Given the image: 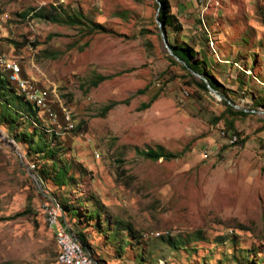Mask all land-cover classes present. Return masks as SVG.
Returning a JSON list of instances; mask_svg holds the SVG:
<instances>
[{
    "label": "rangeland",
    "instance_id": "1",
    "mask_svg": "<svg viewBox=\"0 0 264 264\" xmlns=\"http://www.w3.org/2000/svg\"><path fill=\"white\" fill-rule=\"evenodd\" d=\"M169 3L179 28L167 30L168 41L204 53L245 116L228 113L170 56L156 0H0V60L17 61L53 108L38 125L19 119L12 132L0 124V264H56L42 194L74 209L64 220L86 235L92 264H264V109L254 104L264 103V0ZM50 6L115 34L33 17ZM97 75L109 78L93 87ZM22 132L42 137L58 165L70 166L67 185H53L51 160L13 138ZM157 146L183 155L151 161L136 152ZM197 231L202 240H191ZM162 237H180L184 247Z\"/></svg>",
    "mask_w": 264,
    "mask_h": 264
},
{
    "label": "trees",
    "instance_id": "2",
    "mask_svg": "<svg viewBox=\"0 0 264 264\" xmlns=\"http://www.w3.org/2000/svg\"><path fill=\"white\" fill-rule=\"evenodd\" d=\"M33 17L42 21L57 24H68L72 26L79 25L81 26V30H85V32H87L88 34H115L112 31H108L107 29H105L101 24L95 23L85 18L81 13H74L67 17H63L62 14L58 11V9L53 6H50L49 8L44 7L37 11L34 10ZM155 19L158 22V25L160 26L164 38L168 42L169 48L171 49L172 53L177 56L179 60L183 63L184 69L187 70L190 74L191 72H194L200 76L201 81L196 83L197 86L204 91H208V89L206 88V83H208L209 86L223 98L222 104L225 106L228 113H231L232 116H245L247 114L246 112L233 110V102L229 99L228 95L224 94L220 90V86L217 80L213 77L210 69L207 66L206 56L204 53L200 55L198 51H196L193 47L189 46L188 43L184 40L180 42L177 40L173 42L168 41L167 30L172 29L176 31L179 28L175 24V20L171 15V7L169 0H156ZM14 45L16 47H20V45H18L17 43H14ZM172 62L175 63L173 59ZM108 78V76L97 75L91 84L93 87H96L99 83ZM204 80L206 81V83L204 82ZM151 102L152 100L148 103H143L140 107V110L147 109L150 106ZM116 104H118V102H111L110 104L104 106L101 109V116H105L106 113L111 110ZM254 104L257 107H262L264 109V103H262L261 100L260 102L255 100ZM41 116L42 115L40 114V109L37 107V105L26 100V98L18 92L11 79L10 73L0 69V124L6 125V127L13 132L15 128V123L19 119H25L29 123L38 125L40 123L39 117ZM33 136V132H22L19 134H14L13 138L19 142L26 143L30 151H33L37 154H41L42 158L51 160L53 174L51 175L50 180L53 185L57 187L67 185L69 183V179L71 178L69 175L70 166L66 163L58 165L57 160L54 159L55 151L45 145L46 142L44 143L42 137H40L39 140L35 142ZM46 147L47 149H45ZM136 152L145 159L151 161H158L159 159L169 161L177 159L183 155L182 151L178 153H173L164 150V148L161 146H157L155 149H136ZM42 173H44V170L41 171V174ZM41 174L38 173L37 175V181L39 182L43 181ZM45 174L48 175L49 173L46 171ZM58 204L61 207V216L63 220L65 212H69L71 215L75 214L74 209L67 205V203L59 202ZM98 209H100L99 206H97V210ZM96 213L97 212H95V216H97ZM125 229L130 233V227L126 226ZM74 236L80 243L82 249L91 253L90 245L88 243L86 235L83 232L79 231L74 233ZM189 236L190 239L194 241L202 240L203 238L200 231H197L194 234H190ZM162 238V242L174 250L184 247V244L180 240V237ZM97 264L104 263L99 262ZM254 264H259V262L257 263L255 261Z\"/></svg>",
    "mask_w": 264,
    "mask_h": 264
},
{
    "label": "built area",
    "instance_id": "3",
    "mask_svg": "<svg viewBox=\"0 0 264 264\" xmlns=\"http://www.w3.org/2000/svg\"><path fill=\"white\" fill-rule=\"evenodd\" d=\"M0 65L7 70L10 75H15L18 81H21L24 86L27 88L28 93L36 98V103L40 105V113L44 116L51 117L53 108L51 104H48L44 98L39 94V90L32 88L31 85L21 76V67L17 61L10 60L4 54H1ZM65 127L69 129L67 123ZM60 127V126H59ZM232 141H236V137L232 136ZM29 171L32 170V165L28 168ZM33 179L37 183L34 175ZM38 185V183H37ZM38 189L41 191L40 185ZM43 193V192H42ZM43 197V211L47 215L49 220V225H52L56 231L64 232V239H60V261L58 264H81L80 262V251L82 249H73L70 245V237H75L74 234L70 231V227L66 225L65 220L62 219V216L58 213V210L55 209L53 203L48 202L47 199Z\"/></svg>",
    "mask_w": 264,
    "mask_h": 264
},
{
    "label": "bare ground",
    "instance_id": "4",
    "mask_svg": "<svg viewBox=\"0 0 264 264\" xmlns=\"http://www.w3.org/2000/svg\"><path fill=\"white\" fill-rule=\"evenodd\" d=\"M14 81L16 83H18L17 80L14 79ZM31 97H32V100H36L35 97H33V96H31ZM34 168H35V166L32 165V169H34ZM48 202L53 203V206L55 207L56 210H58V213L61 215V207L58 204V202L54 198H50L48 200ZM46 220H47V225L51 229H54V227L52 225H49V220L47 219V215H46ZM66 225L69 227V225L67 223H66ZM55 235H56L57 243H58V245L60 247V239H64V232L55 230ZM70 245L72 246L73 249H81V245H80V243L77 241V239L75 237H70ZM59 261H60V252H59L56 264H58ZM80 262H81V264H92V260L90 258L89 253L87 251H85L84 249H81V251H80Z\"/></svg>",
    "mask_w": 264,
    "mask_h": 264
},
{
    "label": "water",
    "instance_id": "5",
    "mask_svg": "<svg viewBox=\"0 0 264 264\" xmlns=\"http://www.w3.org/2000/svg\"><path fill=\"white\" fill-rule=\"evenodd\" d=\"M161 35H162V37H163V41H164L165 48L167 49V51H168V53L170 54V56H172L176 61L181 62V61L179 60V58H178L177 56H175V55L172 53V51H171V49L169 48V45H168L167 41L165 40L164 35H163L162 32H161ZM181 63H182V62H181ZM191 74L200 77L198 74H196V73H194V72H191ZM204 82L206 83L205 80H204ZM206 88H207L211 93H213L217 98H219V100H222V99H223V98H222V97H221V96H220L215 90H213V89L209 86L208 83H206ZM228 103H229V102H228Z\"/></svg>",
    "mask_w": 264,
    "mask_h": 264
}]
</instances>
